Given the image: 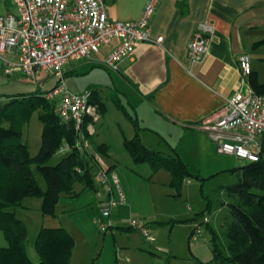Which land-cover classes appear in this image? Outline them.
<instances>
[{"label":"rangeland","instance_id":"1","mask_svg":"<svg viewBox=\"0 0 264 264\" xmlns=\"http://www.w3.org/2000/svg\"><path fill=\"white\" fill-rule=\"evenodd\" d=\"M70 67L73 72H69ZM65 71L68 72L64 81L70 91L82 92L89 87L99 89L104 108L98 107L102 118L94 123L97 131L90 137L89 149L94 153L96 145H109L108 154L102 156L110 169L115 165L113 171L127 202L113 207L111 217L102 214L98 191L105 197L107 190L98 181L97 165L92 168L95 188H84L83 184L76 183L78 194L62 195L56 215L42 213L40 198H25L24 206L16 209V215L28 227L26 245L30 258L34 262L39 261L35 240L41 227L63 226L76 242L72 264H218L213 260L211 228L221 235L223 225L232 220L230 209L225 204L230 197L220 188L238 181V175L229 169L240 164L233 165L234 157L226 153L206 156L188 149V162L184 161L191 175L183 181L178 193L170 186L169 171L160 169L155 172L148 162L135 163L127 152L124 140L132 138L136 128L117 100L120 98L131 115L137 114L128 107L127 99L119 94L114 85L116 73L100 65L86 66L83 59L66 65ZM20 76L18 79L9 78V86H0L1 97L6 99L10 95L21 96L38 90L46 92L59 82L54 74L44 73L33 80L22 74ZM139 121L143 125L141 119ZM42 127L38 112L24 126L22 141L29 145L32 155L39 151ZM148 134L153 136V133ZM177 142V137L168 135L161 147L144 144L153 150L171 152V147H176L168 144ZM64 155L56 154L51 163L58 162ZM36 177L45 189L42 176L36 173ZM110 180L113 181V178ZM115 212L119 213V218L112 217ZM132 221L148 227L156 240H148L137 228L127 229ZM196 225L201 226V232L192 234ZM3 235L0 230V236ZM218 242L222 246L225 237L221 235Z\"/></svg>","mask_w":264,"mask_h":264},{"label":"crops","instance_id":"2","mask_svg":"<svg viewBox=\"0 0 264 264\" xmlns=\"http://www.w3.org/2000/svg\"><path fill=\"white\" fill-rule=\"evenodd\" d=\"M146 2L105 0L110 18L123 21L138 19ZM14 11L12 0H0V15ZM199 30L205 32L209 44L201 59L193 62L188 45ZM149 34L151 40L139 42L134 56L123 59L113 70L116 73L113 83L119 94L143 122L140 123L143 142L148 147L154 144L161 147L168 135L175 136L178 142L168 145L175 146L186 162L188 149L219 156L222 153L218 151L217 141L201 126L215 120L235 92H245L251 87L249 77L243 76L239 67L241 53L250 54L253 72L264 83V0H160ZM159 36L162 39L157 42ZM116 42L112 40L99 52L83 59L86 66H104L103 60ZM6 57L16 60L15 54ZM71 68L69 72L74 71ZM5 69L6 63L0 56V86H9V78L21 77L19 71L7 74ZM93 88L89 87L101 97L99 89ZM101 118L100 115L98 121ZM229 155L234 157L233 165L246 163ZM119 216L115 212L112 217ZM7 244L5 235L0 236V246Z\"/></svg>","mask_w":264,"mask_h":264},{"label":"trees","instance_id":"3","mask_svg":"<svg viewBox=\"0 0 264 264\" xmlns=\"http://www.w3.org/2000/svg\"><path fill=\"white\" fill-rule=\"evenodd\" d=\"M249 83L257 93L264 94V83L259 81L256 72L250 74ZM44 93L38 90L21 96L10 95L5 100L0 96V230L8 242L6 246H0V264H72L76 242L63 226L40 228L35 240L39 261L34 262L26 245L27 224L17 217L16 209L24 206L25 198L38 197L42 213L53 216L62 195L78 194L76 183L83 184L84 188H95L92 168L96 162L91 151L73 149L58 162L51 163L61 144L65 141L75 143L77 132L72 122L62 121L57 103L48 100ZM91 103L104 108L101 97L94 92ZM117 104L136 128L135 135L124 140L132 160L148 162L155 172L169 171L170 186L180 193L183 181L191 175L188 164L174 147L171 152L148 148L140 136L138 116L131 115L119 99ZM35 112H38L43 127L39 151L32 155L29 145L22 141V135L24 126ZM93 149L107 155L109 145L100 143ZM229 171L238 175V181L222 186L220 190L230 197L225 204L232 220L223 225V247L218 242L220 233L211 228L213 260L218 264H264V156ZM36 173L44 179L45 189ZM194 232L195 229L192 234Z\"/></svg>","mask_w":264,"mask_h":264},{"label":"built area","instance_id":"4","mask_svg":"<svg viewBox=\"0 0 264 264\" xmlns=\"http://www.w3.org/2000/svg\"><path fill=\"white\" fill-rule=\"evenodd\" d=\"M12 2L15 11L0 15V56L6 63L5 72L19 71L31 80L44 73L59 78L58 84L44 95L57 103L62 121L73 123L77 138L74 144L67 141L61 144L56 154H66L73 149L90 151L94 123L100 118L98 105L91 103V89L72 92L67 88L65 67L90 57L116 40L103 60L106 68L115 70L120 61L134 56L139 42L151 40L149 27L160 0H147L141 16L133 21L112 20L105 0ZM161 39L159 36L156 41ZM208 44L209 38L204 31L195 32L188 45L191 61L200 60ZM6 54H15L16 60H9ZM238 63L243 76L249 77L253 71L250 54L241 53ZM201 127L217 141L219 152L233 154L248 162L258 160L264 152V94L257 93L252 87L245 92H235L227 100L223 112ZM92 156L98 166V181L107 190L105 197L98 191L99 205L102 214L110 217L113 207L125 204L127 198L102 154L94 152ZM131 226L140 230L148 240H156L144 224L132 221ZM194 229L199 234L202 228L196 225Z\"/></svg>","mask_w":264,"mask_h":264}]
</instances>
